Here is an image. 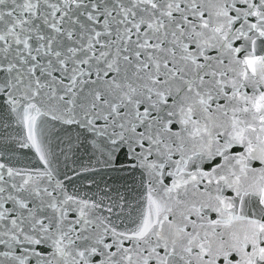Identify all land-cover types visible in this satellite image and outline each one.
Here are the masks:
<instances>
[{
	"label": "snow or ice",
	"instance_id": "6c2138e0",
	"mask_svg": "<svg viewBox=\"0 0 264 264\" xmlns=\"http://www.w3.org/2000/svg\"><path fill=\"white\" fill-rule=\"evenodd\" d=\"M0 264H264V0H0Z\"/></svg>",
	"mask_w": 264,
	"mask_h": 264
},
{
	"label": "water",
	"instance_id": "95a60500",
	"mask_svg": "<svg viewBox=\"0 0 264 264\" xmlns=\"http://www.w3.org/2000/svg\"><path fill=\"white\" fill-rule=\"evenodd\" d=\"M76 156L81 158L84 162H87L88 159V153L85 150L84 147H81ZM76 156L73 157V159L76 158ZM95 180L100 183L101 187H103L104 182H109V183H115V186H119L120 184L123 183V179L121 177H118L116 173L113 172H107V171H101L99 175L95 176ZM129 185L132 184V177H127ZM84 183H87V180L85 179L83 181Z\"/></svg>",
	"mask_w": 264,
	"mask_h": 264
}]
</instances>
